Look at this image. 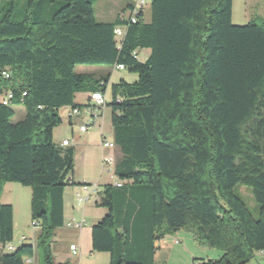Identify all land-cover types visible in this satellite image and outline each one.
Listing matches in <instances>:
<instances>
[{
    "label": "trees",
    "instance_id": "trees-1",
    "mask_svg": "<svg viewBox=\"0 0 264 264\" xmlns=\"http://www.w3.org/2000/svg\"><path fill=\"white\" fill-rule=\"evenodd\" d=\"M97 1L0 0V195L8 182L30 187L36 231L33 244L5 249L13 210L0 202V264L36 255L54 264L63 192L76 185L74 147L53 141L59 109L80 108L76 93L102 94L108 82L74 71L83 64L137 74L110 84L105 101L120 186L97 188L94 204L106 213L91 226V250L109 253V264H167L155 261V242L186 230L222 252L190 264L264 255V19L232 24V0H150L148 21L143 12L135 23L100 21ZM15 104L25 114L11 122ZM238 183L251 188L257 218L235 193Z\"/></svg>",
    "mask_w": 264,
    "mask_h": 264
},
{
    "label": "rangeland",
    "instance_id": "rangeland-1",
    "mask_svg": "<svg viewBox=\"0 0 264 264\" xmlns=\"http://www.w3.org/2000/svg\"><path fill=\"white\" fill-rule=\"evenodd\" d=\"M125 0H98L94 5H93V13L94 16L97 20L100 21H105L109 20L112 18L113 14L122 6ZM246 0H232V24L234 25H242L245 23H240V19L244 12L246 11L247 15H253V14H259L263 19H264V0H248L247 5L244 4ZM149 5H150V0H146V4L144 5L143 8V20L148 21L150 18V11H149ZM101 10L104 9L106 13H101ZM108 12V13H107ZM107 14V15H106ZM256 18V17H255ZM243 22V21H242ZM247 22V21H246ZM136 56L139 58L140 53L139 51L136 52ZM92 67V68H91ZM94 67V68H93ZM89 69H92L95 74H104L107 75L108 72H111V77H112V83L118 82L122 77L124 78L125 81L127 82H133L137 78V74L128 72L127 70H117L114 69L113 66L110 65H77L74 68L75 72H86ZM130 75V76H129ZM7 94L5 92L0 93V100L2 97H6ZM111 100V95L110 91L107 94V103L110 102ZM13 108V115L10 119L11 122H17L21 120L23 117L22 112L24 111L23 106L21 104H15L12 105ZM106 110V117L103 125V131H104V137L109 141L110 143H113L112 137V127H111V121L109 115L111 114V109L107 105L105 107ZM101 112V109L98 110ZM88 112L86 111V106L82 105L79 108V111L74 113L73 117H80V116H88ZM61 114L64 115V112H61ZM64 118V116H63ZM65 119V118H64ZM59 126V125H58ZM57 126V127H58ZM60 130H57L55 136H54V142H57L59 139H61V136L65 134L66 128L64 126H61L59 128ZM97 128H92L90 131H93ZM91 135V134H90ZM96 136V138H95ZM95 136L91 139V142L94 144L93 145V152L99 151V148L96 146V143H98V146L100 147V138L99 134L95 133ZM114 144V143H113ZM110 149V148H107ZM113 149V148H111ZM86 155H77L75 157V160L73 162V172L76 171L77 173H80L84 171L85 167V160H86ZM114 162L109 166L106 167L105 170L109 171H104L103 176L101 177L100 182H113L115 180V175H114V165L115 163L119 160L115 155H113ZM109 168V169H108ZM72 172V174H73ZM12 185H14V190L11 195V192L8 187L3 188L1 196H0V202L2 200V203L5 204H10L11 206L13 205L14 208V223H13V239L10 242L11 246L17 247L21 244H33V236L35 235V229L32 226L31 219H30V195H31V189L30 187L23 186L19 183H14V182H8ZM91 185L94 183H90ZM105 184V183H104ZM103 183L100 185L102 188ZM67 189L71 188V185L66 186ZM234 191L236 194H238L241 199L243 200L245 206L249 210L250 214L252 215L253 218H257L258 216V211H259V206L258 204L254 201L252 193H251V188L247 185L244 184H236L234 187ZM78 197H74L75 201L77 202ZM87 215L90 214V217H85L86 218V234L84 237L82 236V239L85 238V242H82L81 248L82 250L84 249H89V234H88V228L95 224L98 220L102 218V216L106 213V209L101 206H95L94 200H89L87 203ZM78 208H81L80 205L82 204H77ZM100 214V215H99ZM96 218V219H95ZM98 218V219H97ZM21 236H25L26 239L23 241H19L22 243H18V239ZM162 240V247H161V253L158 252L157 258H159V255H163V260L161 261L162 263H167V264H190L191 261L194 258L197 259H204V260H216L218 259L221 255L222 252L218 248L215 247H209L205 244L198 243L194 240L193 235L186 231V230H180L174 234H168L163 237ZM159 250V249H158ZM7 251V250H5ZM54 252V258L57 262L64 260L65 255H59L57 251ZM34 264H40L39 261V256L36 255L34 258ZM246 264H264V255L263 253H258L255 252L254 256L246 263Z\"/></svg>",
    "mask_w": 264,
    "mask_h": 264
},
{
    "label": "crops",
    "instance_id": "crops-1",
    "mask_svg": "<svg viewBox=\"0 0 264 264\" xmlns=\"http://www.w3.org/2000/svg\"><path fill=\"white\" fill-rule=\"evenodd\" d=\"M247 1L244 2V4L247 5ZM128 0H125L122 6L113 14L112 18L109 20H112L116 17L117 13L121 10L124 9L126 3ZM100 12L106 13L104 9L101 10ZM108 13V12H107ZM107 15V14H106ZM260 16L259 14H253V15H247L246 11L242 15L240 19V23H247L248 21L254 19L255 17ZM261 17V16H260ZM105 20V21H109ZM243 21V22H242ZM247 21V22H246ZM140 53V57L138 58L139 60L143 61L147 58L149 54L148 49H142L138 50ZM92 68V67H91ZM94 68V67H93ZM114 68V67H113ZM113 71V69H111ZM111 71V72H112ZM111 72H108V82L105 86V91L102 93L103 97L105 98V101L107 103V94L109 93V87L110 84H112V77H111ZM78 73H88L92 74L95 77L99 78L104 76V74H95V72L92 69H89L86 72H78ZM130 76V75H129ZM124 77V76H123ZM122 77V79H124ZM90 95L91 92H82V93H76L74 97V102L76 104H79L80 107L82 105H87V103L93 104V101L90 100ZM4 99V97L1 98V100ZM0 100V101H1ZM22 106V105H21ZM107 104L104 105V107L101 109V112L98 111V114L100 117L93 121V117L91 116L90 113H86L88 116H80V117H73L74 114L70 115L71 107H62L59 109V114L61 116L62 122L61 124L54 128L53 130V141L54 136L57 130H60L59 128L61 126H64L66 128V133L61 136V139H59L56 143H62V141L67 140L69 141V146L74 147L75 149V155H74V160L77 155H86V160H85V167L84 171L77 173L76 171L73 172L71 179L73 183H76V185H71L70 189H67L65 187L64 192H63V226L56 228L53 231V237H52V242H51V253L53 257V262L54 264H109L110 262V255L107 252H93L91 250V226L88 228V234H89V249H84L82 250L81 245H82V240L85 242V238L82 239V236L86 234V231L84 228H86V218L85 217H90V214L87 215L86 209H87V202L91 199L94 200V203L97 199L96 195L92 194L89 196V199L86 200L85 202H77L75 201L74 197H85L87 194L86 192L82 189L81 185L77 183H94L92 185H96L98 190L101 189L100 185L103 183H113V182H100L101 177L105 173L104 170L101 166V159L103 157H109L115 155V157H119L118 159L121 158V153L118 150V148L115 146L113 149H107V148H102L101 146H98V143H96V146L99 148V151L96 153L93 152V143L91 142V139L95 136L96 134H99V138L101 141V138L104 137V131H103V125L106 117V110L105 107ZM61 112H64V115L61 114ZM25 110L22 112V115L24 116ZM22 116V117H23ZM64 116V118H63ZM110 117V115H109ZM90 124V127L85 131V132H80L79 127L81 124ZM92 128H97L93 131H90ZM112 127V126H111ZM91 134V135H90ZM96 138V136H95ZM113 140V137H112ZM111 140V141H112ZM107 141V139H106ZM110 141V140H109ZM108 141V142H109ZM104 172V173H103ZM115 182V180H113ZM8 187L11 195L14 190V185L10 183H5L3 188ZM2 193V192H1ZM78 194V196H77ZM1 196V195H0ZM78 199V198H77ZM2 203V200H1ZM77 204H82L80 205L81 208H78ZM12 210H13V215H12V221L14 223V208L12 205ZM92 215V214H91ZM100 215V214H99ZM81 217L84 218L85 224L81 229L73 228V227H67L66 224L67 222L70 221H77ZM96 219V218H95ZM98 219V218H97ZM14 227V226H13ZM36 232V231H35ZM34 238L35 235L33 236V243H34ZM24 241V240H23ZM18 243H21L18 241ZM74 244L76 246V254H74L72 251L69 250V245ZM155 247L157 248L156 254H155V261L162 263L161 261L163 260V255H159V258H157L158 252L161 253V247H162V240L155 242ZM159 249V250H158ZM57 251L59 255H65L64 260H61L57 262L54 258V252Z\"/></svg>",
    "mask_w": 264,
    "mask_h": 264
},
{
    "label": "built area",
    "instance_id": "built-area-1",
    "mask_svg": "<svg viewBox=\"0 0 264 264\" xmlns=\"http://www.w3.org/2000/svg\"><path fill=\"white\" fill-rule=\"evenodd\" d=\"M128 3L131 7H129V8L125 7L123 10L119 11L117 13V17L121 21H126L128 23H135L137 21V18H138V15L140 14V12H143V8H144V5L146 4V0H128ZM126 26L127 25L123 24V25H120V30H114L116 38H120L123 35V33L126 29ZM113 67H114V69H117V70H124V66L122 64H116ZM2 74L7 77V74L5 71ZM90 100L93 101V104H90V105L88 104V106L86 107V111L91 114V116L93 117V121H95L100 117V115L98 114V110L102 109L104 107L105 98L100 93H92L90 95ZM3 103L6 104L5 101H3ZM77 109H79V108H76V109L71 108V110H77ZM89 127H90V124H88V123L81 124L79 127V131L85 132ZM61 144L64 146L69 145V141L64 140V141H62ZM100 145L102 148H114L115 147V145H107L105 137L101 138ZM113 162H114L113 156L103 157L101 159V166L105 170L106 167H109ZM82 189L86 192L87 195L85 197H81V196H78V194H77L79 202H85L86 200L89 199L90 195H92V194L96 195L97 194L96 185L83 184ZM84 224H85V220L83 217H81L77 221L67 222L66 226L81 229ZM33 228H34V226H33ZM25 239H26L25 236H21V237H19L18 241L19 240H25ZM5 249L12 251V250H14V246H11L10 244H8V245H6ZM69 250L72 251L74 254H76V246L74 244L69 245ZM24 263L25 264H34V258L33 257L26 258V259H24Z\"/></svg>",
    "mask_w": 264,
    "mask_h": 264
},
{
    "label": "bare ground",
    "instance_id": "bare-ground-1",
    "mask_svg": "<svg viewBox=\"0 0 264 264\" xmlns=\"http://www.w3.org/2000/svg\"><path fill=\"white\" fill-rule=\"evenodd\" d=\"M115 30H120V27H117ZM114 33H115V31H114ZM77 111H79V110H78V109H77V110H71V111H70V115L76 113ZM106 144H107V145H114L113 143H110V142H108V141H106ZM114 185H116V186H120V183L115 181V182H114ZM19 241H22V240H19Z\"/></svg>",
    "mask_w": 264,
    "mask_h": 264
}]
</instances>
